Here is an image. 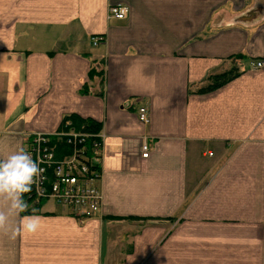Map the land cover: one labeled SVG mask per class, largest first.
<instances>
[{"label":"crops","instance_id":"crops-1","mask_svg":"<svg viewBox=\"0 0 264 264\" xmlns=\"http://www.w3.org/2000/svg\"><path fill=\"white\" fill-rule=\"evenodd\" d=\"M118 3L126 16L109 18ZM255 6L262 18L234 22ZM258 59L264 0H0V159L71 114L103 134L100 212L79 221L51 200L29 203L12 222L35 215L41 227L0 233V264H264ZM233 62L236 77L195 90Z\"/></svg>","mask_w":264,"mask_h":264},{"label":"built area","instance_id":"built-area-1","mask_svg":"<svg viewBox=\"0 0 264 264\" xmlns=\"http://www.w3.org/2000/svg\"><path fill=\"white\" fill-rule=\"evenodd\" d=\"M108 16L124 18L126 6L119 3L110 5ZM102 39L101 35L92 37L93 43ZM251 64L263 67L264 59ZM139 118L144 122L150 120L146 105L139 107ZM102 148V132L76 128L67 119L53 132L28 134L25 151L44 171L38 185L34 184L32 191L24 195L27 204L51 200L79 221L97 215L102 203V191L97 184ZM141 149L142 156L150 155L152 144L148 137L143 139Z\"/></svg>","mask_w":264,"mask_h":264},{"label":"clouds","instance_id":"clouds-1","mask_svg":"<svg viewBox=\"0 0 264 264\" xmlns=\"http://www.w3.org/2000/svg\"><path fill=\"white\" fill-rule=\"evenodd\" d=\"M44 169L24 149L0 159V233L15 240L23 234H35L41 227L39 216H24L19 225L12 218L27 210L24 195L42 179Z\"/></svg>","mask_w":264,"mask_h":264},{"label":"trees","instance_id":"trees-1","mask_svg":"<svg viewBox=\"0 0 264 264\" xmlns=\"http://www.w3.org/2000/svg\"><path fill=\"white\" fill-rule=\"evenodd\" d=\"M232 57L237 60H242L245 57V54L237 53L232 55L231 58ZM240 72V64L233 62L228 67H225L220 71L211 72L202 83L196 84L195 90L202 93L212 91L236 77L240 74ZM94 75L102 77L103 67L101 66L96 68V66L92 65L89 70V76L92 77ZM81 90L87 91L86 86L84 85ZM68 116L67 117L70 118L71 124L76 128H84L94 132L98 131L100 128V123L94 119L83 118L77 114H71Z\"/></svg>","mask_w":264,"mask_h":264},{"label":"water","instance_id":"water-1","mask_svg":"<svg viewBox=\"0 0 264 264\" xmlns=\"http://www.w3.org/2000/svg\"><path fill=\"white\" fill-rule=\"evenodd\" d=\"M257 12H260V14H256ZM251 16H254V21L256 20H259L260 18L263 17V11H262V7L261 6H255L253 7L252 9H250L248 12L240 15V16H237L235 19H234V22H243V21H246L248 20ZM251 20V19H250ZM222 21V20H221Z\"/></svg>","mask_w":264,"mask_h":264},{"label":"rangeland","instance_id":"rangeland-1","mask_svg":"<svg viewBox=\"0 0 264 264\" xmlns=\"http://www.w3.org/2000/svg\"><path fill=\"white\" fill-rule=\"evenodd\" d=\"M117 238H118V236L117 237H114V238H110L109 239V243H113V244H115L116 245V243H117ZM120 262V260H118V263Z\"/></svg>","mask_w":264,"mask_h":264}]
</instances>
